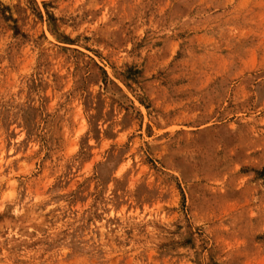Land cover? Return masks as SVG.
<instances>
[{"label":"rangeland","instance_id":"obj_1","mask_svg":"<svg viewBox=\"0 0 264 264\" xmlns=\"http://www.w3.org/2000/svg\"><path fill=\"white\" fill-rule=\"evenodd\" d=\"M0 264H264V0H0Z\"/></svg>","mask_w":264,"mask_h":264}]
</instances>
